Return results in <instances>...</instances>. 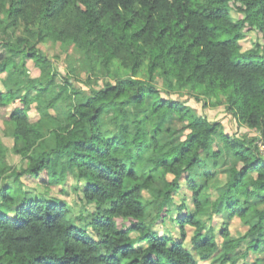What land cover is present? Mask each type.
<instances>
[{"label": "trees", "instance_id": "1", "mask_svg": "<svg viewBox=\"0 0 264 264\" xmlns=\"http://www.w3.org/2000/svg\"><path fill=\"white\" fill-rule=\"evenodd\" d=\"M251 29L264 37V0H0V75L27 74L28 59L44 68L48 58L38 43L52 39L74 43L92 68L100 64L114 81L85 94L67 74L55 87L46 67L49 78L22 79L18 89L35 88L43 104L36 122L30 119L35 96L18 94L12 83L0 89V123L29 161L21 171L0 164V264H200L184 244L188 223L208 264H237L264 252V151L256 137L220 132L219 122L162 93L201 85L206 97H216L212 104H225L264 134V44L243 49L240 42ZM81 91L82 101L68 102L63 115L47 112L45 105ZM172 112L189 121L182 141L160 139ZM216 134L235 162L226 180H216L212 200L215 170H205L202 183L197 171L210 161L217 165ZM2 152L0 141V158ZM23 173L48 186L70 173L84 179L85 197L95 204L85 224L75 221L65 200L24 190ZM183 180L195 210L185 198L175 201ZM174 207L180 237L154 228ZM219 213L250 228L234 237L223 222L218 240L207 220ZM246 264H264V257Z\"/></svg>", "mask_w": 264, "mask_h": 264}, {"label": "rangeland", "instance_id": "2", "mask_svg": "<svg viewBox=\"0 0 264 264\" xmlns=\"http://www.w3.org/2000/svg\"><path fill=\"white\" fill-rule=\"evenodd\" d=\"M232 14L236 19H239L243 16V13L235 7L232 10ZM245 33L246 34L244 35V37L240 40L243 49L255 47L257 46V44H264V37L261 31L257 29H251L245 30ZM38 47L42 49L43 54L48 58L45 67L51 70L50 78L51 75L54 76L55 84H53L56 85L55 87H57V85L64 84V76L66 74L77 81L76 84L78 85V87L83 89V92L85 94L91 92V88L93 86H103L107 79L111 80V77H107L105 74H103L100 64H98L96 68H92L85 56L82 55L80 49L76 47L74 43H62L61 41L48 39L44 42L38 43ZM26 64L27 74L20 73L18 75L16 73L14 75H11L9 71L3 72L0 75V89L5 90L7 83H12L13 85L10 88L16 90L18 94L21 95L28 92L33 97L35 96L34 100L32 101L34 104V108L30 111V119L32 122H36L42 117L41 112L39 110L37 111L36 109L37 105L40 104V102L42 104L40 98H36V89L30 88L26 90L24 88L18 89V87L22 84L20 81L24 78H49V73H47L46 71L44 72L43 70L45 67L43 68L42 65L35 63L31 59H28ZM157 83L160 88L166 86L162 78L157 79ZM202 89L203 87L201 85L197 86V90L191 92L175 91L174 89L163 88L162 93L164 96H170L174 99L186 103L194 110H196V112L208 116V118L213 121L219 122L220 132L224 131L248 139L256 137L255 142H257L259 147L264 151V134L260 130L251 128L246 123L240 121L237 117L234 116L233 113L228 110L225 104H212V102L217 101L216 97H206L201 92ZM81 92L79 94L72 93L70 99H68L67 101H59V103L56 105H45L47 108V112H49L51 115L56 116H59V114L63 115L62 112L64 110L62 107L66 106L68 102L82 101L83 92ZM152 100L153 98L151 96L147 98L148 102H152ZM165 124V130L160 136V139L163 141L169 140L171 138H173L176 142L182 141L186 138L188 132L190 131V129L188 128L189 121L187 119H181L174 112L170 114V117L166 120ZM0 141L3 144V152L0 158V164H4L5 161L7 163V166L9 167L7 168L9 171L13 168L17 169V171L25 169L29 161L14 149V136L11 134L10 129L6 127L5 123H0ZM211 148H213V150H221L222 152L220 158L218 159L217 165L214 166L215 164L210 161L211 165L206 166L201 171H197V175L200 183H202V176H204V171L207 170L208 172H210L215 170V173L213 174L216 175L210 182V186H208V193H210L209 196H211V199L214 200L218 196V191L214 186L216 180L218 183H220L227 179V170L235 162V159L232 154L227 151L224 143L221 140L220 134L215 135L214 140L211 144ZM21 180L23 183V189L31 192L34 197L48 198L51 200L56 198L65 200L72 209L74 215H76L75 221L77 223L85 224V221L88 220L90 216V212L95 208V204L89 202L85 197L84 190L86 183L84 179L75 176L73 173L68 174L67 178L64 181L60 183L50 184L49 186L45 183H42L39 178H36L35 176L28 173H23L21 175ZM1 181L2 179L0 178V182ZM8 181L12 182V179L6 178V182ZM191 197V189L188 188L187 182L183 180L182 188L176 193L175 201L176 203H180L185 198L188 209L195 210V206ZM154 213L155 210L152 209V214L154 215ZM181 213L183 214L184 212ZM177 215H179L178 209L174 207L173 213H171L170 216L166 217V219H164V222H155L154 228L160 233L164 234L175 232L176 236L180 237L181 228L179 222L175 219ZM80 216H82V218ZM78 217H80L81 219H77ZM205 218H208V215H206ZM223 222L228 223L231 236L234 237L243 235L250 228V225L245 224L244 221H242L238 216L229 219L228 216H226V214L224 213L215 214L211 221L209 219L207 220V224H209V226L215 225L214 231L216 233V236H218L219 238L218 240H222V238L220 237V229L222 228L221 225L223 224ZM126 223H129V221L126 220ZM209 226L207 225V229L210 228ZM194 230V226L190 223L185 225L186 236L184 237V244L195 253L196 257L200 260V264H208V260H201L199 258L197 249L193 244L192 237L194 236ZM255 257L263 258L264 252H251L248 257L240 258L237 264H246L251 260H255Z\"/></svg>", "mask_w": 264, "mask_h": 264}]
</instances>
